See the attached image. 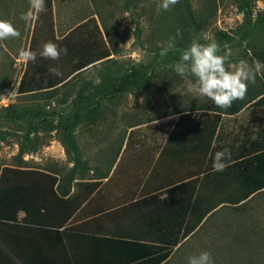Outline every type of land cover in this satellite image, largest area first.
<instances>
[{
	"label": "trees",
	"instance_id": "trees-1",
	"mask_svg": "<svg viewBox=\"0 0 264 264\" xmlns=\"http://www.w3.org/2000/svg\"><path fill=\"white\" fill-rule=\"evenodd\" d=\"M27 1L0 0V17L13 20L11 23L22 20L20 21L21 24L24 22V19L21 18L22 14L28 11L29 3ZM123 1L126 7L132 9L140 5L143 14L141 16L145 15L152 2L158 3V5L161 3V0ZM262 3L263 7L256 9L255 2H252V0H238V9L242 13L243 20L234 33L239 40L245 42L251 48L250 59H252V62L254 60L264 62V0H262ZM52 5L53 0H45V10L39 13L38 18L34 20L29 49L34 51L36 44L53 41L61 49L66 47L67 54L61 52L58 60H51L39 56V53L36 52L35 62L26 61L19 79L17 92L29 97L32 102L39 99L46 101L53 99L58 104L69 102V113L65 114L62 111L56 112L55 110L45 111L34 105L26 106L18 111H13L10 106L3 107L0 119L19 122L25 126V129L22 133L0 130V141H5L11 135L18 136V155L22 156L36 151L39 145L44 143L42 136H40L42 133L50 135L54 132L64 148L66 157L71 162V167L66 173L15 167L2 168L0 170V231H4L7 226H11L12 223L17 221L33 225H50V223H53L50 220H53L61 212H64L65 215L59 223H65L76 208L82 204L87 195L85 191L77 192L75 190L70 196L66 197L65 195L69 191L72 182L77 179L74 182L75 188H85L88 184L86 182L87 173L91 170L93 172L97 171V168L91 167L82 158L81 148L77 140L78 127L81 126L82 129L93 127L98 119L95 111L100 108L103 100L112 104L114 96L118 93H133L137 88L145 92L148 91L151 83L154 82V75H159L154 72V68L157 67L161 70L172 68L180 60L182 52L187 50L194 39L206 44L200 30L206 25L207 17L196 18L190 0H179V3L171 6L167 11L157 7L156 15L158 17L154 22H152L154 13L147 12V17L152 20L148 41L151 43L149 51L153 55V62H150L151 64L139 63L136 66L120 69L116 65V60L109 57L112 54H117L119 48L112 44L113 41L110 36L107 37V40L104 39L94 17L79 22L62 37H56L53 33L52 18H50ZM169 13L170 15H168ZM40 14H46L44 18L48 21H44ZM153 24L157 27L164 24V28H161L164 30V34L161 35V32ZM158 28L160 30V27ZM43 29L45 30L43 31ZM135 29H137L136 34L139 35V27L136 26ZM177 29L181 30V36H176ZM45 32L48 36H45ZM155 36H166L163 39L165 43L156 44L154 42ZM137 37L139 38V36ZM172 37H175L174 49L162 57L160 52L163 47L169 44ZM217 38H225L226 42H231L235 36L218 31ZM107 42L112 47H109ZM225 51V47L220 45L221 54ZM96 63H100L99 67L95 69L98 81L93 79L84 80L82 77L84 71L95 66ZM50 66L57 68L62 75L57 76L49 72ZM78 80L81 83L77 84ZM263 81L264 72L256 76L254 84L249 83L244 98L234 101L230 108L221 109L216 106L201 111L197 116L193 114L192 109L181 110L180 112L183 113L178 117L176 124L180 126V124L198 123L194 125L198 126L199 132L190 128L188 135L205 140L208 151L222 113L234 114L253 100H255L253 105L264 106ZM162 82L166 84L165 79L164 81L162 79ZM131 126H134V124ZM256 147L260 151L259 156L243 158L234 165L235 175L232 174V188L230 189H236L238 194L234 193L236 195L230 197L232 202L216 201L210 193H207L203 199L200 197L193 200L192 196L187 197L189 209L183 212L182 219H186L188 214V221L185 223L182 238L193 231L206 216L207 221L213 214L214 209L220 204L223 203L221 209L234 208L240 210L253 197L264 192V142ZM222 183H225L223 179L221 180ZM89 185L95 186L96 183L89 182ZM92 190L93 187L89 192ZM154 198H157V195L153 196ZM161 203L167 204L168 201L164 199ZM21 211L24 216L19 218L18 213ZM183 220H181L182 225ZM176 245L177 240L172 243V247ZM172 252L170 246L164 247L163 252L158 253L150 260H144V264L165 263Z\"/></svg>",
	"mask_w": 264,
	"mask_h": 264
},
{
	"label": "rangeland",
	"instance_id": "rangeland-1",
	"mask_svg": "<svg viewBox=\"0 0 264 264\" xmlns=\"http://www.w3.org/2000/svg\"><path fill=\"white\" fill-rule=\"evenodd\" d=\"M27 2L29 3V0ZM123 2V0H53L50 17L53 22V33L56 37H62L79 22L94 17L104 39L107 40L110 36L112 44L119 48L117 54L109 57L116 60V65L120 69L153 62V55L149 51L151 43L148 41L152 20L147 17V12L154 13L152 21L154 22L158 17L156 15L158 3L152 2L145 15L141 16L143 14L140 5L132 9L126 7ZM252 2H255L256 9L263 7L262 0H252ZM190 3L196 18L207 17L206 25L200 30L205 42L214 40L219 46H224L231 52L230 60L233 64L244 59L251 65V48L239 40L234 33L243 20L242 13L238 9V0H190ZM43 15L40 14L42 19L48 21L44 18L46 14ZM0 19L13 22L4 17ZM34 20H24L21 24L22 20H17V23L15 21L12 24L19 31V37L0 40V113L6 106L18 111L34 105L41 110L62 111L68 114L69 102L58 104L53 99L48 101L39 99L32 102L29 97L17 92L19 79L26 64V61L20 58L19 52L21 49H29ZM153 25L161 35L164 34L162 30L164 24L158 25L160 30L155 24ZM136 26L139 27V35L136 34ZM218 31L232 34L235 38L231 42H226L225 38L218 39ZM46 35L48 36L47 32ZM165 38L166 36H155L154 42L163 44ZM44 44L43 42L36 44L34 51L40 53ZM108 45L112 47L109 43ZM99 65L100 63H96L95 66L84 71L83 79L98 81L95 69ZM154 72L159 75H154V82L151 83L148 91L137 88L133 93H118L114 96L112 104L103 100L100 108L95 111L98 119L93 127L90 129L78 127L77 140L82 158L89 165L101 169L104 154L107 162H110L108 155L111 158V155L116 154L111 153V145L125 138L129 129H133L130 138L140 141L156 139L159 134L155 128L171 117L172 113L184 109H192L197 113L200 110L216 107L211 100L199 95L195 90V77H181L174 67L167 70L155 67ZM162 79L163 81L165 79L166 84H163ZM79 83L81 82L78 80L77 84ZM245 117L246 114L242 111L239 119ZM155 120L158 122L154 123ZM227 121L229 118L224 123ZM133 124L134 126H131ZM24 129L25 126L19 122L0 119V130L22 133ZM162 135L164 136V133ZM40 136L44 143L40 144L36 151L22 156L18 155V136L11 135L5 141H0V170L4 167H15L66 173L71 167V162L66 157L61 142L56 138V133L52 132L50 135L42 133ZM117 148L114 146V150ZM204 250L211 253L214 264H264V192L257 194L240 210L224 208L214 212L164 264H188L190 256L198 255Z\"/></svg>",
	"mask_w": 264,
	"mask_h": 264
},
{
	"label": "crops",
	"instance_id": "crops-1",
	"mask_svg": "<svg viewBox=\"0 0 264 264\" xmlns=\"http://www.w3.org/2000/svg\"><path fill=\"white\" fill-rule=\"evenodd\" d=\"M254 101L234 114H221L208 151L205 140L188 135L190 128L199 132L194 125L198 123L176 124L180 111L155 128L156 139L130 138L133 129H129L125 138L111 145L116 154L108 155L110 162L104 154L101 169L87 173L85 188H75L77 179L72 182L66 197L75 190L87 195L65 223H59L65 215L61 212L50 225L17 221L0 231V264H144L170 246L173 252L166 263L207 218L182 238L188 196L203 199L210 193L214 200L227 203L238 194L230 189L234 165L257 156L256 146L264 142V106H255ZM242 111L246 117L239 119ZM224 148L231 150V158L223 161L227 167L221 174L213 170V160ZM164 199L167 204L161 203ZM22 216L21 211L18 217Z\"/></svg>",
	"mask_w": 264,
	"mask_h": 264
},
{
	"label": "clouds",
	"instance_id": "clouds-1",
	"mask_svg": "<svg viewBox=\"0 0 264 264\" xmlns=\"http://www.w3.org/2000/svg\"><path fill=\"white\" fill-rule=\"evenodd\" d=\"M30 9L22 14V19L29 21L38 18V14L45 10V0H29ZM179 0H161L159 8L167 11ZM16 27L6 20L0 19V40L10 37H19ZM176 36H181V30L177 29ZM175 37L170 38L167 46L163 47L160 55L163 57L174 49ZM227 47V46H226ZM61 52L67 54V48L61 49L55 42H46L39 55L41 57L58 60ZM19 56L24 61L35 62L37 53L30 49H21ZM231 52L221 54L220 46L216 41L206 44L194 39L187 50L183 51L180 60L175 63L174 70L181 77L193 76L196 78L195 90L199 95L207 97L218 108H230L234 101L243 99L248 90L249 83L256 82V76L264 72V62L254 60L251 65L241 59L233 64L230 60ZM49 72L54 75H62L55 67L50 66ZM158 121H154L157 123ZM231 158V150L224 148L217 151L213 160V170L223 171L227 167L223 161ZM188 264H214L211 253L207 250L188 258Z\"/></svg>",
	"mask_w": 264,
	"mask_h": 264
}]
</instances>
